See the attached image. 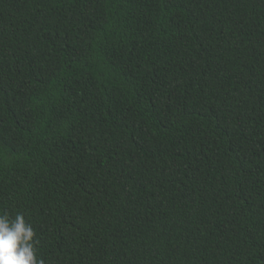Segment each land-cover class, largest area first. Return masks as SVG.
Wrapping results in <instances>:
<instances>
[{
  "label": "trees",
  "instance_id": "1",
  "mask_svg": "<svg viewBox=\"0 0 264 264\" xmlns=\"http://www.w3.org/2000/svg\"><path fill=\"white\" fill-rule=\"evenodd\" d=\"M43 264H264V0H0V216Z\"/></svg>",
  "mask_w": 264,
  "mask_h": 264
},
{
  "label": "clouds",
  "instance_id": "2",
  "mask_svg": "<svg viewBox=\"0 0 264 264\" xmlns=\"http://www.w3.org/2000/svg\"><path fill=\"white\" fill-rule=\"evenodd\" d=\"M34 235L22 215L14 220L0 216V264H43L35 254Z\"/></svg>",
  "mask_w": 264,
  "mask_h": 264
}]
</instances>
